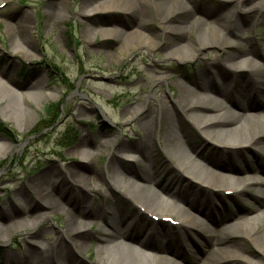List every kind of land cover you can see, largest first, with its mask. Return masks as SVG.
Returning <instances> with one entry per match:
<instances>
[{
	"label": "rangeland",
	"instance_id": "rangeland-1",
	"mask_svg": "<svg viewBox=\"0 0 264 264\" xmlns=\"http://www.w3.org/2000/svg\"><path fill=\"white\" fill-rule=\"evenodd\" d=\"M77 1L79 0H4L0 3V79L16 92L10 93L0 85V212L4 214L8 209L16 221L26 222L25 227L12 230L6 240H0V264H4L7 255L11 254L13 259L17 258V255H23L26 247L25 239L32 233L40 232L39 237L43 240L47 234L53 236L61 231L65 216L60 212L45 216L30 226L29 215L39 211L40 208L39 204L30 201V196L23 187L28 181L43 173L55 177L66 167H72L85 174L104 176L100 183L97 181L90 183L98 184L96 186L98 190L104 192L107 198L103 203L106 207L108 206L114 213L119 210L118 217L124 220L123 227H127L130 233L136 232L128 226L127 220L131 216L137 217L138 222L145 221V228L148 230L151 226L169 228L172 232L166 236L179 238L182 245L179 249L182 256L175 258L179 264H192V260L207 263L218 257L224 259L222 264L239 262L264 264V255H261L256 246L243 234L235 236L237 244L242 246V250L236 252V256L232 253L219 254L210 249L209 239L205 233L196 231V234L191 235L176 232L179 221L175 220V217H171L173 222H167L152 214L147 217L140 215L120 194L111 195L108 190L110 173L105 171L106 164L113 163L118 170L123 171L126 165L134 161L125 158V152L115 156L112 153L113 147L100 145L104 139H110L115 146L114 142H125L141 134L143 129L141 125L135 124L132 118L125 119L122 110L130 106L138 107L141 103L140 112L151 108L153 112L158 110L162 113V107L158 108L157 102L150 96L156 93L168 104L175 97L176 89L174 86H167V82L178 78L190 85L189 82L195 80L196 71H199L207 61L211 62L207 66L213 69L214 64L223 62L224 57L230 54L240 56L242 53L239 49L243 47L250 49L255 58H258L260 54L257 50L261 46L256 39L264 30V21L252 23L250 30L241 37L240 46L224 47L216 43L202 47L200 44L195 46L189 42L188 50L194 55L191 59L186 58L183 61L164 56L163 51L158 49L140 46L129 34L135 27H139L152 34L155 41L161 42L163 35L159 33L154 10L150 4L142 2L137 4V0H110L117 6H108L103 11L83 17L75 15ZM101 1L105 0L95 2ZM49 2L59 4L58 22L52 23L47 12L44 11V6ZM188 5L189 9L191 8V12H188L190 16L208 20L215 17L218 12L223 13L231 4L225 0H191ZM133 8L137 9V16L128 13ZM190 16L188 15L187 18H192ZM24 17H28L29 20L24 25L29 40L24 48L29 51V55L23 51L17 52L13 48L11 31L6 25L23 20ZM232 18L239 24L245 22L237 11L232 13ZM13 25L10 27L13 28ZM87 25L94 31L83 37L82 31ZM111 28L120 29L123 35L116 34L115 37L105 38L104 32L109 34V30L103 31V29L111 31ZM205 61L206 63H203ZM261 62L264 64V60L261 59ZM156 67L166 68L164 73L168 79L150 83L148 78L154 74L153 71H158ZM36 81H40L42 85L27 91L25 96L20 94L26 91L27 84ZM235 97L232 96L234 100L237 98ZM129 102L133 103L129 105ZM231 107L235 109L236 105L233 104ZM258 108H261V105L253 108L252 114L264 115V107L263 110ZM79 110H84L82 121L75 118ZM174 125L178 134L185 131L183 135L194 141L196 150L208 154L209 157L203 162L219 171L224 169L209 164L211 158L220 164L224 163L226 158V163L231 162L236 167H242L248 160L257 161V157L261 158L263 153L253 144H243L245 148L239 146V151H236L237 147L229 151L224 146L199 135L187 120L179 122V125L175 121ZM83 137H86L85 141L88 142L99 141L92 146L90 156L86 159H82L80 154L74 153L71 149ZM260 139L264 141L263 137ZM155 158L156 165L158 167L163 165L164 170L158 177V184L164 182L165 172L171 178L177 177V172L170 168L165 157L157 153ZM261 160L260 165H264L263 158ZM245 174L253 179L264 180L262 167L254 171H246ZM164 184L167 190L176 185L175 182L172 185L168 182ZM184 184L194 190L185 194L190 200L196 196L204 198L210 196L213 204L211 207L217 213L230 216L225 220L226 223L236 217H251L264 208V196L255 198L251 194L252 190L250 193L238 195L233 190L223 189L227 185L213 184L220 187L216 186L218 189L213 188L212 192H205L199 189L201 187L193 185V181L187 177L184 178ZM13 195L22 197L21 203L29 204L25 212L17 205L11 206ZM162 196L167 198L165 193H162ZM98 200L99 198L94 196L92 206ZM177 203L179 206L186 205L183 201ZM3 214H0V222ZM102 220L103 218H99L87 230L86 242L90 240L88 249L90 257L85 258L84 264H90L93 260L96 238L99 236L95 228ZM206 221L210 228L215 227L213 221L208 219ZM141 235L147 237L146 234ZM188 236L192 243L188 240ZM146 249L148 251V248ZM243 257L248 258L250 262Z\"/></svg>",
	"mask_w": 264,
	"mask_h": 264
},
{
	"label": "bare ground",
	"instance_id": "bare-ground-1",
	"mask_svg": "<svg viewBox=\"0 0 264 264\" xmlns=\"http://www.w3.org/2000/svg\"><path fill=\"white\" fill-rule=\"evenodd\" d=\"M3 1L0 0V3ZM95 1H77L75 15L84 17L103 11L108 6H117L110 0ZM189 1L191 0H137V4L142 2L151 5L157 28L163 37L161 42H157L152 38V34L139 27H135L129 34L140 46L158 49L163 51L164 56L184 61L194 55L188 50L189 42L195 46L200 44L202 47L216 43L224 47L240 46L241 37L250 30L252 23L264 21V0H225L231 4L229 8L223 13L218 12L215 17L208 20L190 16ZM58 7L59 4L55 2H49L44 6V11L47 12L52 23L60 20ZM140 7L142 9V6ZM234 11L238 12L240 18L242 16L244 23L239 24L232 18ZM128 13L137 16V9L133 8ZM188 15L192 18H187ZM8 20L16 22V20ZM28 21V17H24L23 20L12 23L13 28L10 27L12 24H6L11 31L13 48L27 55L30 53L24 45L28 44L29 40L24 25ZM106 30H109V34L104 32L105 38L115 37L116 34L123 35L120 29L111 28V31L103 29ZM93 31V28L87 25L83 28L82 35L86 37ZM258 35L256 41L261 47L257 52L261 57L255 58L250 49L243 47L239 49L242 53L240 56L230 54L224 57L223 62L214 64L213 69L207 66L211 62H203L206 64L196 71L195 80L188 81L190 85L178 78L166 83L167 86H174L176 89L175 97L168 104L156 93L150 96L157 102L158 108L162 107V113L158 110L153 112L151 108L140 112L141 103L138 107L130 106L122 110L125 119L132 118L135 124L141 125L143 128L141 134L125 142H114L115 146L110 139H104L100 143L103 147H113V155L118 156L125 152V158L134 161L126 165L123 171L118 170L113 163L106 164L105 171L110 173L108 190L111 195L120 194L140 215L175 217L174 219L179 221L176 232L191 235L196 234V231L205 233L209 239L210 249L219 254L232 253L236 256V252L242 250V246L237 244L235 236L243 234L250 239L261 255H264V216L261 217L264 215V208L251 217H236L226 223L225 220L230 216L217 213L211 207L213 204L210 196L206 198L196 196L192 200L185 196L187 192L191 193L194 190L185 186L184 178L191 179L193 185L201 187L199 189L205 192L220 187L213 184H224L227 187L223 189L233 190L238 195L250 193L252 190L251 194L255 198L264 196V188H262L264 180L253 179L245 174L246 171L264 168V165L259 163L262 158L264 161V141L260 139L264 138V115L252 114L251 111L260 105L261 108L258 109L263 110L264 107V64L260 63L261 59L264 60V30ZM156 68L158 71H153L154 74L148 78V82L167 80L168 76L164 73L166 68ZM140 76L144 79V76L141 74ZM0 85L8 92L16 93L1 79ZM41 85L40 81L29 83L26 91L20 94L25 96L27 91ZM234 95L237 100L232 98ZM135 103L139 102L135 101ZM233 104L236 105L235 109L231 107ZM83 113L84 110H79L75 118L82 121ZM186 120L199 135L224 146L229 151L235 150V147H237L236 151H239V146L245 148L243 144L257 145L263 152L261 158L257 157L258 162L248 160L242 167H236L231 162L226 163V158L221 164L214 158H209V164L218 166L224 171L209 167L203 162L209 157L208 154L196 150L194 141L184 136L185 131L180 127L181 134L176 132L175 121L179 125V122ZM85 138L71 147L74 153L81 155L82 159L88 158L92 146L99 143L95 140L85 141ZM157 153L165 157L170 168L175 169L178 174L177 177L171 178L165 172L164 182L161 184H158V177L164 170L163 165L160 167L156 165ZM102 179L104 176L85 174L72 167H66L55 177L43 173L28 181L23 189L30 196V201L39 204L40 208L39 211L29 215L30 226L45 216L60 212L65 216L63 227L56 235L47 234L43 240L39 237L40 232L32 233L25 239L24 254L17 255L15 259L11 254L7 255L4 264H84L85 258L90 257L88 254L90 240L86 242L87 230L99 218L103 220L95 228L99 236L96 238L95 254L90 264H179L175 260L182 256L179 251L182 248L179 238L166 236L172 232L166 227L151 226L148 230L145 228V221L138 222L135 216H129L127 220L129 228L136 230L135 233H130L127 227H123L124 220L118 217L119 210L114 213L108 206L106 207L103 203L107 198L104 192L98 190L96 187L98 184L90 183V181L100 183ZM166 182L171 185L175 182L176 185L167 190L164 184ZM162 193H165L167 198H164ZM94 196L99 200L92 206ZM88 198L89 200H86ZM12 199L11 206L17 205L19 209L26 211L29 204L21 203L22 197L13 195ZM181 201L187 206H179L177 202ZM2 217L0 222L2 241L7 239L12 230L25 227L26 222L16 221L8 209ZM204 218L213 221L215 227L210 228ZM141 234H146L147 237ZM187 238L190 240L189 236ZM243 259L250 262L246 257ZM223 260L218 257L210 260V263H200L195 260L191 263L222 264Z\"/></svg>",
	"mask_w": 264,
	"mask_h": 264
},
{
	"label": "trees",
	"instance_id": "trees-1",
	"mask_svg": "<svg viewBox=\"0 0 264 264\" xmlns=\"http://www.w3.org/2000/svg\"><path fill=\"white\" fill-rule=\"evenodd\" d=\"M4 130V129H3ZM7 133V132H6ZM9 134V133H8Z\"/></svg>",
	"mask_w": 264,
	"mask_h": 264
}]
</instances>
